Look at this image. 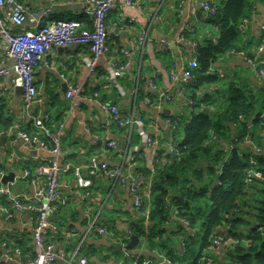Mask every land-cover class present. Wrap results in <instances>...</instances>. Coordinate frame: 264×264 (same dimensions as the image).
Listing matches in <instances>:
<instances>
[{"label": "crops", "instance_id": "1", "mask_svg": "<svg viewBox=\"0 0 264 264\" xmlns=\"http://www.w3.org/2000/svg\"><path fill=\"white\" fill-rule=\"evenodd\" d=\"M20 1L29 13L39 11L50 4V0ZM177 1L134 0L133 7L118 5L106 20L109 31L107 44L110 52L97 57L93 67H89L84 61V57H92L87 47L73 45L61 49L54 47L45 60L35 68L34 83L37 95L31 107L32 114L46 119L50 128L55 129L54 131L59 129L58 123H63L61 154L57 157L61 165L67 162L83 165L92 152L106 161L110 167L120 166L124 162L125 156L120 141L124 140L127 146L130 136L126 129L109 121L108 113L102 109L100 102L116 105L121 113L132 112L134 109L135 113L141 115L150 125L149 131L158 134L162 148L165 147L169 139V128L164 123L169 117L166 114L171 113L174 116L173 111H179L185 105V95H176L174 92L181 83L171 82L169 75L171 72L180 75L182 66L193 57L188 42L176 41L185 22L194 20L196 31L197 25H202L204 22L195 0H184L183 4ZM213 1L220 3V0ZM250 2L252 4L250 16L247 17L248 22L241 37L244 41L252 43L248 47L249 52L252 53L250 57L264 62V31L260 28L264 26V0H250ZM179 4H181L180 7ZM156 11L161 21L150 25L151 17ZM71 15L73 19L85 15L83 0H56L47 21L67 19V16ZM215 33L216 31L211 28L204 32H196L195 36H212ZM161 34H166L167 41L176 46V51L172 49L173 62L169 65L164 60L163 54L157 53L158 38ZM141 35H144V41L138 40ZM180 43L183 44V48L179 47ZM260 44H263L261 51L258 50ZM3 46L4 42L0 37V63L11 64V61L1 54ZM121 49H129L130 56H123L120 53ZM115 59L129 63L125 76L118 80L124 90V95H120L108 79L107 65ZM212 67L221 69L226 76L239 73L244 76L248 74L252 87L263 89L264 80L249 73L250 66L238 54L225 53ZM150 79L155 85L154 90L149 86ZM5 83H0V105L5 104L3 111L1 108L0 110L5 118L10 119L12 126L18 124L20 129L30 131L32 122L25 115L23 116L22 93L19 94L16 88L6 90L7 84ZM72 85L81 87L82 92L76 95L71 102L65 97V92ZM138 87L154 92L153 98L145 97L137 100ZM95 92L98 93L97 101L93 100ZM166 92L170 98L160 99L162 95H166ZM55 117L58 119L56 120ZM174 120L176 124V119ZM154 123L158 126L157 130L152 126ZM94 134L100 135L105 142L115 141L118 147L108 148L102 142L94 144ZM13 139L12 135L3 136L0 139V170L4 171L5 175L9 172L14 173L16 176L14 181L19 184V191L24 192L27 179H17L22 168L27 167L34 171L42 160L53 155L45 150L26 147L21 141L14 142ZM139 149L140 152L133 163L134 171L138 168H147L144 145L140 144ZM72 151L76 152V156L67 158L66 155ZM82 172H85V169H82ZM136 174L145 186V179L137 172ZM60 179V184L67 183L68 186L61 187V199L64 202L59 200L56 203L55 213L51 219L54 231L49 233L48 239L56 246H63L69 254L68 257H72L74 264L77 263L78 256H73L72 252L86 234L92 217L97 215L102 225L111 228L116 233L128 234L133 209L126 186L100 176L93 177L94 184L90 188L91 199L82 201L80 200L81 190L75 186L73 175L70 172H61ZM86 213L89 217L85 216ZM33 218L34 215L29 212H17L12 219H6L0 215V264H28L29 259L35 253L32 242ZM119 245L120 243L110 236L91 231L83 239L81 245L83 250L78 255H85L94 264H111L124 260V248L120 252L115 250V247ZM15 248H19L22 252L20 259L14 255ZM110 249L122 253V258L117 260L110 254ZM136 251L137 246L132 249L133 253ZM10 256H13V259L9 260ZM125 263L131 264L127 261ZM55 264L65 263L57 261Z\"/></svg>", "mask_w": 264, "mask_h": 264}, {"label": "trees", "instance_id": "2", "mask_svg": "<svg viewBox=\"0 0 264 264\" xmlns=\"http://www.w3.org/2000/svg\"><path fill=\"white\" fill-rule=\"evenodd\" d=\"M251 8L250 0H220L215 16L206 21L216 31L214 35L197 37L183 31L186 40L196 43L193 55L197 61V66L190 69L192 81L185 85L192 90L185 95V105L201 110L184 123L183 135L175 143L178 154L160 152L164 162L159 167L156 164L153 173L147 168L135 170L145 181L151 177L149 211L132 210L130 216L133 234L145 244L139 264L155 253L167 256L172 264H183L185 260L186 264H204L202 256L222 231L235 241L224 251L217 249L223 256L215 255L214 264H264V84L263 89L249 87L237 81L239 75H227L219 83L221 77L210 71L226 52L248 50L252 45L242 39L237 28L243 18L250 16ZM86 16L79 19L91 29V18ZM247 54L252 56L249 50ZM163 56L167 65L173 62L171 48L163 51ZM153 96L154 92L141 87L136 90L137 100ZM0 108L3 111L5 104ZM2 111L0 130L7 131L12 123ZM166 115L173 123L174 119L176 123L180 120L171 113ZM137 141L133 131L129 146ZM252 158L260 177L248 183L245 180L253 166ZM182 218L188 219V228L181 223ZM146 227L149 232L144 237ZM176 233L185 234L183 247L171 245L177 241L173 237ZM110 254L115 257L120 253L110 249Z\"/></svg>", "mask_w": 264, "mask_h": 264}, {"label": "built area", "instance_id": "3", "mask_svg": "<svg viewBox=\"0 0 264 264\" xmlns=\"http://www.w3.org/2000/svg\"><path fill=\"white\" fill-rule=\"evenodd\" d=\"M183 4L184 0H178ZM201 12V17L204 22L207 19L215 16L218 10V4L213 0H195ZM56 0H50V4L44 6L41 10L29 13L26 7L20 0H0V37L3 39L4 46L1 54L11 64L0 63V83H5L6 90H14L16 87L22 88V105L23 115L32 122L30 131H25L19 128L18 124H14L9 130H0V139L3 136H13L14 142L21 141L26 147L36 148L38 150H45L53 155L48 159L42 160L34 171L27 167L22 168L18 174L17 179H27V186L24 192H14L13 181L2 183L1 178L6 174L0 170V215L6 219H12L17 212H29L34 215L32 225V242L34 247V254L29 259L28 264H55L57 261H63L65 264H74L72 257L65 251L63 246H56L48 239L49 233L54 231L52 223V216L55 213L56 203L61 199L62 186L67 187V183L60 184L61 172H70L74 178V184L77 189L81 190L80 200L85 201L91 199V190L94 181L93 177L100 176L109 179L122 186H126L127 193L131 198L132 209L137 213H147L150 209L151 196V180H147L145 186L138 177L133 173V163L136 155L140 152L139 145H144V158L147 169H153L160 161V152L170 155L171 153L178 154V149L175 148V129L176 124L171 119L166 118L164 123L169 128V139L164 148H162L158 134H153L149 131L147 124L141 115H137L134 111L123 115L119 108L110 103L100 102L102 109L108 113L110 122L116 124L118 127L126 129L128 135L134 131L139 138V142L129 146V139L127 146H122V151L125 156L124 162L120 166L110 167L108 163L102 160L96 153L92 152L87 160V166L82 164H74L67 162L61 165L57 157L61 154V140L63 123H58V130L51 129L46 119L37 117L32 114V105L37 95V88L34 83L35 68L45 60V57L52 51L54 47H69L73 45L86 46L92 57H84V61L89 67H93L95 60L100 55L109 54L110 49L107 44L109 38V31L106 25L108 15L118 5L125 7H133L134 0H83V12L91 18V29L85 28V22L81 19H51L47 18L51 15ZM181 4H179V7ZM161 21L160 16L157 17V11L153 13L150 25L157 24ZM193 21L185 22L182 26L179 38L176 42L188 41L184 38V32H189L190 35L196 34ZM248 18H243L238 24V31L243 34L246 28ZM264 31V26L260 27ZM144 35L138 37L139 41H144ZM192 54L195 53L196 43L192 40L188 41ZM171 43L166 40H160L157 46V53L163 54ZM263 49V44L258 46V50ZM120 53L129 57L131 51L129 49H121ZM238 53L242 56L255 73L257 72L260 79L264 80V62L257 60L255 57L247 56L243 52H236L232 49L226 54ZM127 61H120L115 59L107 65V74L109 81L118 90L120 95H124V90L119 79L125 76L128 68ZM197 66V61L194 58L188 61L182 67L180 75L171 72L169 77L171 82L181 83L174 92L176 95H185L186 83H191L192 74L190 69ZM211 72L216 73L219 77L225 78V73L221 69L210 68ZM257 75V74H256ZM258 77V76H257ZM149 86L155 89L153 80L150 79ZM82 92V88L76 85L69 86L65 92V97L71 102L76 95ZM93 100H98V93H93ZM170 95H162L160 99H169ZM187 103L191 101L187 100ZM71 107V106H70ZM264 117V113L261 115ZM48 119V117L46 116ZM49 121L51 118L49 117ZM154 129L158 126L154 123ZM94 144L99 142L105 143L108 148L116 149L118 145L115 141H104L103 138L94 134ZM253 165L247 172L246 182H251L253 179L259 178V173L254 169L256 164L255 159L250 160ZM85 169V172H82ZM36 176L37 178H29ZM14 177L15 174H14ZM15 182V181H14ZM89 217V214H85ZM183 219V218H182ZM180 220L181 223L188 228L189 223L185 220ZM111 228L102 225L100 218L94 216L91 218L86 234L79 241L73 250V256L77 257L76 264H94L85 255H78L83 239L87 233L94 231L101 235L110 236L112 239L126 245L130 241L133 234L130 228L127 235L119 234ZM134 235V234H133ZM223 236L218 235L213 240L215 245H219L226 240ZM147 237L146 231L145 236ZM144 239L139 237L137 251L133 255L124 252V260L111 264H124L128 257H131V264H139L140 255L144 249L145 244L142 243ZM124 251L127 249H123ZM15 257L21 258L22 252L19 248H15ZM209 256V255H208ZM206 256V257H208ZM9 260L13 256L8 257ZM141 264H172L167 256L161 253L153 254V257L145 258ZM206 264H214L210 259Z\"/></svg>", "mask_w": 264, "mask_h": 264}, {"label": "rangeland", "instance_id": "4", "mask_svg": "<svg viewBox=\"0 0 264 264\" xmlns=\"http://www.w3.org/2000/svg\"><path fill=\"white\" fill-rule=\"evenodd\" d=\"M67 19H73V15L67 16ZM210 27H211V25L208 22H203L202 25H197V32H204L206 29H211ZM236 52H243L247 56H249L247 54V49H245V48H243L242 50H238V51L236 50ZM235 54H238V53H235ZM248 69H249L248 70L249 73L250 72L253 73L252 75L255 74V76L256 77L258 76L257 78L260 79L259 78L260 76L258 75L257 72L255 73V71L251 67L248 68ZM238 75L239 76H237L238 77L237 78V81H241V82L247 84L249 87H252L251 82L249 80V75L248 74L244 76L242 73H239ZM226 78H228V77H226ZM226 78H221L219 80V83H222V81L226 80ZM213 89H212V91H213ZM191 91L192 90H191V88L189 86H187V87L185 86V95L186 96L187 95H190L191 94ZM263 99H264V97H263ZM260 104H261V102L258 103L257 108L260 107ZM200 110H201V108L199 106H187V105H183L182 108L179 111H175V112L173 111V115L176 116L178 119H180L178 121V123H176V129H175V135H174L175 143L179 142L180 139H181V137H182V135H183V125H184V123L187 122V120L193 114H197ZM262 110H264V105H263ZM159 158H160V161L157 164L158 167H159V165H162V163L164 162L163 161V158L161 157V155H159ZM151 170H152V173H153L154 172V168L151 169ZM149 179L151 180V177ZM22 184H24V183L22 182ZM182 220L188 221V219H182ZM188 223H189V221H188ZM145 231H146V234H148L149 231L147 230V227L145 228ZM222 234H225L226 240L223 241V243H221L219 245H215L213 243V240L211 241V245L209 246L208 250L205 251L204 255L202 256V258H203L202 261H203L204 264H206V262L208 261V259H210L212 263H215V260H214V256L215 255L217 257H219V258H221L223 256L222 252L217 251V249L218 250H221V251H224L228 247V245H230L232 242L235 241V238L232 237L231 234H228L227 235L226 231H222L221 234H220V236H222ZM168 236H170V235H168ZM173 237L177 238V241L176 242H172L171 243L170 242L171 240H168V242L171 243L172 246L174 245L176 248L179 247V246H182V247L184 246V244L182 242L183 240H185V237H186L184 233H182V234H177L176 233L175 235H173ZM125 252H127L129 255H133L134 254L132 252V249L125 250ZM208 255H211V256H208ZM206 256H208V257H206ZM115 258L117 260H120L122 258V253H120L119 255H116ZM128 260L130 261L131 260V257H128ZM186 263H187V261L185 260L183 264H186Z\"/></svg>", "mask_w": 264, "mask_h": 264}, {"label": "water", "instance_id": "5", "mask_svg": "<svg viewBox=\"0 0 264 264\" xmlns=\"http://www.w3.org/2000/svg\"><path fill=\"white\" fill-rule=\"evenodd\" d=\"M158 39H159V41L160 40H166V41L168 40L166 34H161L160 38H158ZM170 47H171V49L176 51V46L173 43H171ZM59 48L61 49L62 47H59ZM16 91L19 94L23 93L21 87H16ZM75 156H76V152L75 151H72V152H70V153H68L66 155L67 158H72V157H75ZM1 181H2V183H7V182H10V181H14V173L9 172L7 175H4L1 178ZM13 187H14L15 192L18 193L19 192V184L17 182H13ZM138 243H139V237L132 234L131 237H130V241L126 245H124V246L123 245H119V246L115 247V250L120 252V251H122L123 248L124 249H133V248H135L138 245Z\"/></svg>", "mask_w": 264, "mask_h": 264}, {"label": "bare ground", "instance_id": "6", "mask_svg": "<svg viewBox=\"0 0 264 264\" xmlns=\"http://www.w3.org/2000/svg\"><path fill=\"white\" fill-rule=\"evenodd\" d=\"M24 116V115H23ZM169 135V134H168Z\"/></svg>", "mask_w": 264, "mask_h": 264}]
</instances>
